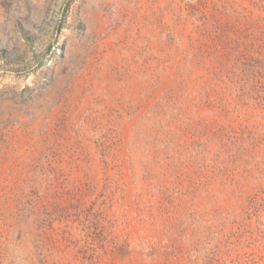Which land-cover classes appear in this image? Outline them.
<instances>
[{
	"label": "rangeland",
	"instance_id": "1",
	"mask_svg": "<svg viewBox=\"0 0 264 264\" xmlns=\"http://www.w3.org/2000/svg\"><path fill=\"white\" fill-rule=\"evenodd\" d=\"M263 245L264 0H0V264Z\"/></svg>",
	"mask_w": 264,
	"mask_h": 264
},
{
	"label": "trees",
	"instance_id": "2",
	"mask_svg": "<svg viewBox=\"0 0 264 264\" xmlns=\"http://www.w3.org/2000/svg\"><path fill=\"white\" fill-rule=\"evenodd\" d=\"M221 264H226V262L222 260ZM234 264H264V245L263 249L255 248L247 257L238 259Z\"/></svg>",
	"mask_w": 264,
	"mask_h": 264
}]
</instances>
